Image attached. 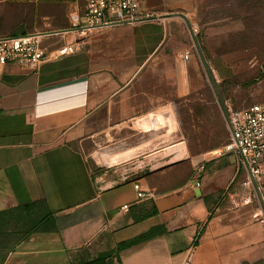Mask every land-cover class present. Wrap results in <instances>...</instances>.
Instances as JSON below:
<instances>
[{"label": "crops", "instance_id": "obj_1", "mask_svg": "<svg viewBox=\"0 0 264 264\" xmlns=\"http://www.w3.org/2000/svg\"><path fill=\"white\" fill-rule=\"evenodd\" d=\"M138 5V21L80 36L70 26L84 0H0V36L42 32L48 51L79 42L33 72L0 66V209L41 200L54 219L52 230L0 247V264H264L261 208L236 153L203 159L165 134L158 145H103L125 126L168 128L175 100L201 87L192 0ZM188 163L193 175L169 186Z\"/></svg>", "mask_w": 264, "mask_h": 264}, {"label": "rangeland", "instance_id": "obj_2", "mask_svg": "<svg viewBox=\"0 0 264 264\" xmlns=\"http://www.w3.org/2000/svg\"><path fill=\"white\" fill-rule=\"evenodd\" d=\"M192 8L189 24L196 40L193 54L201 87L175 100L171 130V126L163 124L142 133L134 126H125L103 145L122 148L130 142L144 145L150 140L158 145L159 137L165 134L169 141H183V150L190 154L209 158L210 151L224 150L229 141L228 114L264 101V0H192ZM163 145L175 146L170 142ZM84 150L88 151V147ZM134 159L136 156L114 166L127 165ZM88 161L94 175L104 172V167L90 158ZM113 173L115 178L121 177L118 170ZM192 175L193 166L188 163L166 179L170 186ZM259 187V191L254 185L249 189L261 208L258 218L264 227V180ZM9 242L11 238L7 246Z\"/></svg>", "mask_w": 264, "mask_h": 264}, {"label": "built area", "instance_id": "obj_3", "mask_svg": "<svg viewBox=\"0 0 264 264\" xmlns=\"http://www.w3.org/2000/svg\"><path fill=\"white\" fill-rule=\"evenodd\" d=\"M138 6V0H84L82 14L72 16L70 27L80 36H84L87 32L103 26L136 22L141 19ZM45 35L38 32L0 36V66L33 72L49 57L68 54L79 47V42L74 41L48 51L40 44L41 37ZM226 123L229 141L224 150L238 155L237 168L246 175L243 184L250 187L254 183L259 191V184L264 180V101L231 111ZM199 185L200 181L197 180L195 186ZM133 187L137 198L146 195L138 184H133Z\"/></svg>", "mask_w": 264, "mask_h": 264}, {"label": "trees", "instance_id": "obj_4", "mask_svg": "<svg viewBox=\"0 0 264 264\" xmlns=\"http://www.w3.org/2000/svg\"><path fill=\"white\" fill-rule=\"evenodd\" d=\"M53 216L45 208V203L35 200L25 204L0 209V247H6L9 242L12 246L18 241L28 237L31 233L49 231L53 228ZM150 236V233L142 234L135 239L120 243L122 246ZM78 264H115L113 258L98 257L83 261Z\"/></svg>", "mask_w": 264, "mask_h": 264}]
</instances>
